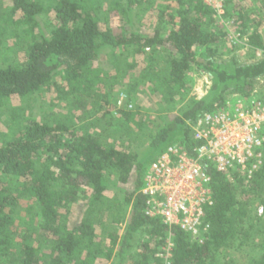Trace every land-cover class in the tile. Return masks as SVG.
I'll use <instances>...</instances> for the list:
<instances>
[{"label":"trees","instance_id":"1","mask_svg":"<svg viewBox=\"0 0 264 264\" xmlns=\"http://www.w3.org/2000/svg\"><path fill=\"white\" fill-rule=\"evenodd\" d=\"M176 1L174 27L167 33L157 29L151 34L127 30L118 34L109 24L111 13L120 15L124 27L131 26L138 0L116 1L109 7L102 0H11L8 19L0 23V40L8 42L11 37V49L25 58L0 63V101L36 95L60 75L59 93L89 114L80 132L68 123L32 120L0 144V264H97L100 258L114 259V264H162L155 254L168 238L174 244L172 264H218L221 259V264H231L222 254H230L234 246L242 248L253 234L262 232L251 221L252 202L264 206L260 197L264 165L249 180L202 161L213 204L206 209L210 230L201 243L180 227L145 213L147 196L142 188L149 156L155 152L157 156L171 143L195 155L193 124L225 93L218 80L204 97L189 98L184 106L172 107L171 115L152 120L149 151L143 156L142 149L130 143L140 112L120 109L117 122L110 115L121 61L115 57L105 64L102 58L116 49L132 56L146 54L141 77L150 84V92L167 97L170 104L180 92L187 96L193 66L200 63L212 70L210 57L224 33L203 27L202 20L216 14L204 0ZM50 10L56 24L47 31L41 16ZM101 22L107 23L106 29ZM248 44L264 52L260 31L248 33ZM197 49L207 65L198 62ZM261 70L264 59L243 73L252 77L251 72ZM252 89L248 80L237 87L242 95ZM135 123L141 127L142 122ZM110 137L124 142L118 147L108 141ZM21 195L30 201L29 210L36 209L43 240H36L35 230L23 232L17 226ZM74 208L79 213L72 220ZM251 264H264V248Z\"/></svg>","mask_w":264,"mask_h":264},{"label":"rangeland","instance_id":"2","mask_svg":"<svg viewBox=\"0 0 264 264\" xmlns=\"http://www.w3.org/2000/svg\"><path fill=\"white\" fill-rule=\"evenodd\" d=\"M116 1L118 3L122 0H102V4L105 7H109L114 5ZM11 4V0H0V23L8 19L7 7ZM177 7L176 0H138V4L135 5L131 14V26L126 25L124 27L125 22L120 21L121 17L116 12L111 13L109 24L118 34L123 30L134 31L138 34H151L157 29L167 33L174 27L175 21L173 17ZM41 19L43 27L47 31H50L56 24L55 13L51 10L43 14ZM202 21L203 27L219 32V34L224 33L220 41L214 45L213 56L210 57L212 70L205 66L202 67L200 63L194 65L190 73L191 88L187 96L180 92L175 97L173 104H170L167 97L151 93L149 90L150 84L144 83V79L141 77V70L147 63L146 54L132 56L122 49H116L115 52L108 51L103 55L102 60L105 64L109 62L111 64L115 57H118L121 61L118 68L120 78L114 88L115 95L110 107V115L117 122L121 118L120 109L129 108V104H132V108L129 109L140 112L136 115L135 121H140L142 124L141 127L135 121L132 124L133 133L131 134L130 143L139 146L142 149L143 156H146L149 151L150 139L148 140V134L152 131L155 124L152 120L158 121L160 115H171L174 112H170V109H173L172 107H175V105L177 108L184 106L189 98L204 97L213 83L218 82V80L220 90L225 93V96L240 94L237 87L248 80L252 83V91L256 90L259 95L264 97V70L257 74L251 72L252 77L245 76L243 73L247 66L260 64L264 59L263 51L253 49L248 44V33L253 31H260L264 38V0H225V14L223 16L214 15V17H209ZM101 27L106 29L107 23L101 22ZM236 34H238V39L234 38ZM12 44L11 37L8 42L3 39L0 40V63H3L2 61L5 58L12 57H16L21 61L24 60L25 57L22 52L15 54L13 48L11 49ZM201 52L202 50L197 49V60L202 63L205 61L207 65L209 62L206 57L201 55ZM226 73L228 76L222 77ZM238 75L240 76L237 77ZM54 81L53 84L46 86L40 93L31 97L12 96L0 101V144L10 139L13 131L23 128L32 120L59 121L74 126L79 132L83 130V119L89 113L71 106L70 100L59 93L56 83L59 85L62 83L60 75ZM90 107L91 105L88 106V108ZM109 139L108 141H112L114 138L110 137ZM122 140L118 137V140H113V142L120 147L121 143L124 142ZM153 154L149 156L151 158L147 161L148 166L156 158L157 152ZM110 177L113 179L112 175ZM249 193L252 194V192ZM110 195H112L111 192ZM20 197L18 210L20 218L17 219L18 228L23 232L35 230L34 237H37L36 240H43V236L40 235L39 228L36 225L38 222V218L35 216L36 209L29 210L30 201L25 196L21 195ZM260 197H264V181ZM257 201L252 202L253 220L251 222L258 223L263 233L253 234L254 237H251V239L254 244L248 239L247 244L242 248L236 249L234 246L230 254H228V251L224 252L222 254L226 258L224 259L231 261V264H251L264 248V211L262 214L258 211L261 207L264 209V206ZM78 213L79 210L74 208L70 214L71 219H76ZM98 234H103V230H100L99 227ZM221 260L218 264H221ZM114 261V259L100 258L97 264H114Z\"/></svg>","mask_w":264,"mask_h":264},{"label":"built area","instance_id":"3","mask_svg":"<svg viewBox=\"0 0 264 264\" xmlns=\"http://www.w3.org/2000/svg\"><path fill=\"white\" fill-rule=\"evenodd\" d=\"M215 15L225 14V0H204ZM238 39V34L234 35ZM132 108V104L128 105ZM194 153L177 143L169 144L148 166L142 192L147 196L145 213L169 226H178L193 240L209 234L206 209L213 204L210 179L202 161L212 162L222 173L253 179L264 165V97L251 93L225 96L193 124ZM262 214L264 209L259 208ZM173 241L155 256L172 264Z\"/></svg>","mask_w":264,"mask_h":264}]
</instances>
